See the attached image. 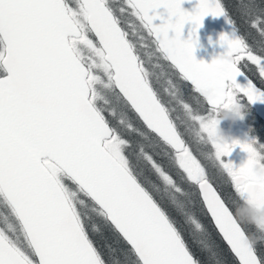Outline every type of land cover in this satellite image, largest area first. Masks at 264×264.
I'll return each mask as SVG.
<instances>
[{
    "label": "snow or ice",
    "instance_id": "1",
    "mask_svg": "<svg viewBox=\"0 0 264 264\" xmlns=\"http://www.w3.org/2000/svg\"><path fill=\"white\" fill-rule=\"evenodd\" d=\"M183 2L0 0V264H108L96 239L106 232L130 264H202L186 235L216 255L204 215L234 264H264V248L236 211L241 203L264 208V143L211 139L221 107L264 102L245 72L254 66L264 82V46L246 42L222 0H198L192 12ZM161 8L167 19L155 12ZM241 10L264 38V4L247 0ZM209 15L232 30L219 37L226 51L206 63L194 55L193 36ZM125 17L134 18L132 36L151 38L157 60L206 104L194 111L181 85L167 80L165 92L209 149L200 155L229 178L236 199L222 198L182 137L156 87L161 65H146ZM237 146L247 153L239 167L222 160Z\"/></svg>",
    "mask_w": 264,
    "mask_h": 264
},
{
    "label": "rangeland",
    "instance_id": "2",
    "mask_svg": "<svg viewBox=\"0 0 264 264\" xmlns=\"http://www.w3.org/2000/svg\"><path fill=\"white\" fill-rule=\"evenodd\" d=\"M119 1H120V3H119ZM222 2L224 3L226 10L229 11L230 15L234 19L238 32L240 33V35L242 34L241 36L246 39L248 35L245 33L244 27H243V25L246 24V21H244L245 17L243 16L244 20H242L239 16H237V20H235L233 15L237 11L242 12L241 5L246 3L247 0H236V1L235 0H222ZM256 2L258 4H264V0H256ZM112 3L117 6V5L124 3V0H112ZM124 20L126 21V23L124 25H125L126 29L129 31V33L131 34L132 29L129 27V25H131L134 22L131 20V17H127V18L125 17ZM251 31H252V33L254 31L256 33V30H254V29H251ZM256 35H257V38H259L261 40L260 44L255 46L249 42H247V43L250 46H252L253 48H256L257 50H259V48L262 47L264 45V43L262 42V37H260L258 35V33H256ZM132 37L135 39V43L137 44V49H138L139 54L141 53L140 55L145 60L146 63H151L152 67H153V65H156V64L161 65L160 61L157 60L156 55L153 53V51L146 48V46H145L146 41H141L139 36H132ZM150 57H151V59H149ZM154 70L157 73V75H159V77H160L159 82L156 84V87L159 89L158 91L160 92L161 97H162V95H164L166 97V94H168L167 92H165V89L169 87L167 84V80L172 79L175 83H178L181 85L180 95H181L182 100L184 102L188 103L190 105V107L193 108V110H194L195 106L199 107V108H201V110H203L204 105L202 103V100L199 97L196 98L193 95V93L189 90V87L185 86V84H182V82L179 81V79L175 77L173 72L167 73L166 70L164 71L162 69V66L160 68H154ZM247 70L250 71V73L255 77V79H257L262 85H264V82H262V78L259 77L258 72L256 71L254 66L249 65V68ZM165 101H166V98H165ZM168 104L170 107L171 101ZM175 106H176L177 110L179 111V114L177 115V119H175V121L177 122V126L179 127L182 136L183 135L185 136V139L187 140L188 145L191 147V150L194 152V154H196L201 159L202 163L204 164V166L206 168V172H207L208 176H209V173H211V175L214 178H216L218 185L221 186L222 188H224L227 193L231 194V197H235V193L231 187L229 178L225 174L221 173L218 170V168H216L212 164L211 161L204 159L200 155L201 151L206 152L209 149L206 146H204L202 143L198 142L193 131L190 130V128H189L190 122L187 120L185 111L182 108L181 104L178 103L177 101H175ZM201 112H203V111H201ZM220 128L224 131L225 135L231 137L234 140L240 141L241 143L252 140V139H256V137L253 136V134H249L248 125L246 123V120H244V118L242 120H238L234 123L231 121H222L220 123ZM226 130H228L227 133L225 132ZM242 153H243L242 159H236L235 157H233L230 154L228 156L222 157V160L224 162L231 161L235 167H239L240 165H242L247 160V153L243 150H242ZM161 159L162 158L157 159V160L162 163ZM163 162H164L163 164L167 167L168 166V160L164 158ZM174 174H175V172H174ZM210 181L215 182L211 178H210ZM185 186L187 187V185H185ZM193 189H195V188H193ZM195 190H196V193L198 195L197 189H195ZM242 205L244 207H246L248 204L242 203ZM197 208H199V207L197 206ZM238 210L242 212V210L239 207H237L236 211H238ZM3 211H4V209L2 207H0V212H3ZM197 213L199 214V209L197 210ZM201 219L205 223L206 228L210 232H212L213 237L217 243L216 255L213 256L207 250L202 249V247L199 245L198 241L194 237L186 235V238L190 242L193 243L192 244L193 250L201 256L202 261H203L202 264H211V263L212 264H232L231 260L227 257V253L225 251L224 246L222 245V243L219 240H217L214 232L212 231V229L208 225L206 218L204 216H201ZM0 226L1 227L3 226L2 219H0ZM247 227L249 228L250 234L255 235L254 232L252 233V229L254 230L255 228H252V225H247ZM255 231H256V229H255ZM257 236H258L257 241H258L259 248H264V243H261V240L259 239L258 233H257ZM104 247H107V250H108L107 253H109L108 254L109 260H112L113 262H115V264H130V258L125 253L124 247L119 246V247L114 248L112 245H109V244L104 245ZM196 247H199L201 249V251H203V253L209 258V260L205 257V255L202 256L200 254V252L196 250L197 249Z\"/></svg>",
    "mask_w": 264,
    "mask_h": 264
},
{
    "label": "water",
    "instance_id": "3",
    "mask_svg": "<svg viewBox=\"0 0 264 264\" xmlns=\"http://www.w3.org/2000/svg\"><path fill=\"white\" fill-rule=\"evenodd\" d=\"M197 4H198V0H184L181 7L184 8L188 12H192L194 8L197 6ZM155 12L160 13L161 15L164 16L165 19H167V12L163 8L157 9L155 10ZM150 14H154V13H150ZM153 23L160 24L162 23V21L160 19H157L153 21ZM192 28H193V25L191 23L185 24L184 29L182 31L181 38L185 40L188 39ZM231 30H232L231 26L228 23H226L223 17H212L211 15L205 17L203 20V26L200 27L197 30V33L195 34V36H193L194 39L198 37V44L196 45L195 51H194V55L196 59L198 61H204L206 63H211L214 58L223 54L226 51V48L220 45L219 37L221 34H231ZM169 35L174 36L175 33L170 32ZM238 82L241 83L242 85L246 84V81H244L243 79H238ZM188 84L190 85V83ZM248 103L255 110L256 115L264 123V102L257 101L255 103H250V102ZM231 155L238 159L242 157L241 152H239V150L236 147L231 152ZM254 208H256L257 210L261 209L257 207H254Z\"/></svg>",
    "mask_w": 264,
    "mask_h": 264
},
{
    "label": "trees",
    "instance_id": "4",
    "mask_svg": "<svg viewBox=\"0 0 264 264\" xmlns=\"http://www.w3.org/2000/svg\"><path fill=\"white\" fill-rule=\"evenodd\" d=\"M236 1V0H235ZM119 3H120V1H119ZM117 6H119V5H117ZM237 16H239L242 20H244V18H243V14H242V12H236V13H234V15H233V17L235 18V20H237ZM127 18V17H126ZM125 19V18H124ZM131 20L134 22V18H132L131 17ZM245 21V20H244ZM124 27H125V25H123ZM243 27H244V31H245V33L248 35L247 36V38L245 39L246 40V42H249V43H251V44H253V45H255V46H257L258 44H260V39L259 38H257V35H256V33H257V31H256V33H255V31L253 32V33H251L250 31H251V28L249 27V25H248V23H246L245 25H243ZM142 34H144V35H146V33H142ZM244 38V37H243ZM256 38V39H255ZM130 39H132L133 40V42L135 43V39L132 37V35L130 34ZM146 41V43H145V46H146V48H148V49H150V50H152L153 51V53L155 54V46H154V44L152 43V41H151V38H148V39H146L145 40ZM141 54V53H140ZM151 61V60H150ZM159 61H160V63H161V66H162V69L165 71H167V73L169 72H173L174 73V75H175V77L176 78H178L177 77V75H176V73H175V70L174 69H172L171 68V66H170V64L167 62V61H164V60H161V59H159ZM146 65L147 66H149L150 68H152V65H151V63H146ZM154 70V69H153ZM155 71V70H154ZM245 72H246V74L249 76V77H251V79H253V81H255L259 86H261V84L259 83V81L258 80H256L255 79V77L250 73V71H248L247 69H245ZM258 81V82H257ZM182 84H185V86H187V83L186 82H182ZM188 87V86H187ZM191 91V90H190ZM195 96V95H194ZM196 98L198 97V96H195ZM260 120V119H259ZM255 122H256V125L258 126V128L260 127L261 129H262V134H263V137H264V128H262L261 127V125L255 120ZM261 143H264V141L262 140V141H260ZM157 159H160V158H162L161 160H162V163H164L163 162V159L165 158L164 156H163V153L161 152V154L160 155H158L157 157H156ZM165 159H167V158H165ZM209 178H211V179H213L215 182H213L212 181V183H213V185L217 188V190L219 191V193L221 194V196L224 198V199H226V200H229V199H236V197H231V194H229V193H227L226 192V190L224 189V188H222L221 186H219L218 185V183H217V180H216V178H214L212 175H211V173H209ZM218 187H217V186ZM223 189V190H222ZM225 190V191H224ZM192 191H194V192H196V190L195 189H192ZM221 191V192H220ZM196 199H197V206L199 207V208H197V210L198 209H200V207H202V204L200 203V201H199V197H198V195H196ZM242 211L245 209V207L242 205V203L238 206ZM204 217L206 218V220H207V222H208V225L210 226V228L212 229V231L214 232V234H215V236H216V238H217V240H219L221 243H222V245L224 246V248H225V251H226V253H227V257L231 260V262H232V264H234V258L232 257V254L230 253V251L228 250V248H227V246L224 244V242L222 241V239L220 238V236L218 235V233H216V230L214 229V227H213V225H212V223H211V221H210V219L206 216V215H204ZM1 227V226H0ZM252 228H254L253 226H252ZM255 233V236L256 237H258L257 236V232L255 231V229L253 230L252 229V233ZM96 239H97V241H98V243L101 245V250L103 251V253H104V257L106 258V260L108 261V264H115V262H113L112 260H109V256H108V254L109 253H107V247H104V245H106V244H109V245H112L114 248H116V247H119V246H121V247H125V246H123L121 243H117L116 241H115V239L112 237V235H111V233H105L103 236H97L96 237ZM187 239V238H186ZM188 240V239H187ZM188 243H189V246H190V248L193 250V248H192V242H190L189 240H188ZM197 248V249H196ZM195 249L197 250V251H199L200 252V254L203 256V255H205L204 253H203V251H201V249L199 248V247H196ZM258 249H260L259 248V245H258ZM193 252H194V254L197 256V258H199L201 261H202V258H201V256L197 253V252H195L194 250H193ZM205 257L209 260V258L205 255ZM207 262V261H206ZM202 263H203V261H202ZM212 264V263H211Z\"/></svg>",
    "mask_w": 264,
    "mask_h": 264
},
{
    "label": "clouds",
    "instance_id": "5",
    "mask_svg": "<svg viewBox=\"0 0 264 264\" xmlns=\"http://www.w3.org/2000/svg\"><path fill=\"white\" fill-rule=\"evenodd\" d=\"M243 118L244 112L242 111V107L238 105L221 107L212 118L214 121L211 136L212 141L222 147L232 144L236 140L225 135L224 131L220 128V123L222 121H231L234 123ZM256 171L259 172L261 170L257 168ZM237 216L242 223L252 225L259 234V239L264 240V208L257 210L253 206L247 205L242 212L237 211ZM254 237L257 239L255 235Z\"/></svg>",
    "mask_w": 264,
    "mask_h": 264
},
{
    "label": "flooded vegetation",
    "instance_id": "6",
    "mask_svg": "<svg viewBox=\"0 0 264 264\" xmlns=\"http://www.w3.org/2000/svg\"><path fill=\"white\" fill-rule=\"evenodd\" d=\"M251 33H252V31H250ZM242 35V34H241ZM256 39V38H255ZM262 42L264 43V38H262ZM264 46V45H263ZM257 80V79H256ZM255 82V81H254ZM258 82V81H257ZM187 83V82H186ZM256 83V82H255ZM260 83V82H259ZM257 84V83H256ZM261 84V83H260ZM187 86L189 87V90H191V92L193 93V95H197L198 96V94L197 93H195V91H194V89L192 88V86L191 85H189L188 83H187ZM257 86L258 87H260V88H262V89H264V85H262L261 84V86H259L258 84H257ZM158 89V88H157ZM159 90V89H158ZM162 98H163V100L165 101V98H166V103L168 104V103H170V101H171V105H170V109H173V111H172V116H173V119H174V122L177 124V122L175 121V119H177V115L179 114V111L177 110V108H176V106H175V101L168 95V94H166V97L164 96V95H162ZM202 100V99H201ZM202 103H203V105H204V108L206 107V104L202 101ZM242 103H243V105H244V107H242V111L244 112V120H246V123H247V125H248V132H249V134H253V136H255L256 137V140H258L259 142L260 141H264V138H263V134H262V129L259 127L258 128V126L256 125V122H255V120L261 125V127L262 128H264V123H263V121L256 115V113H255V110L249 105V103H248V101L246 100V98L242 101ZM168 106H169V104H168ZM194 110L196 111V112H198V113H202L201 111H203V110H201V108H199V107H194ZM260 119V120H259ZM178 130L180 131V129H179V127H178ZM226 133L228 132V130H226L225 131ZM184 139H185V136L183 135L182 136ZM186 140V139H185ZM186 143H187V140H186ZM261 143V142H260ZM188 144V143H187ZM238 150H239V152H241V154H242V157H243V153H242V150H241V148L239 147V146H237L236 147ZM242 157L241 158H239V159H242ZM236 159H238V158H236ZM210 177V176H209ZM210 182H212V181H210ZM197 192H198V190H197ZM223 198V197H222Z\"/></svg>",
    "mask_w": 264,
    "mask_h": 264
},
{
    "label": "bare ground",
    "instance_id": "7",
    "mask_svg": "<svg viewBox=\"0 0 264 264\" xmlns=\"http://www.w3.org/2000/svg\"><path fill=\"white\" fill-rule=\"evenodd\" d=\"M247 75V74H246ZM251 78V77H250ZM253 80V79H252ZM256 84V83H255ZM257 85V84H256Z\"/></svg>",
    "mask_w": 264,
    "mask_h": 264
}]
</instances>
